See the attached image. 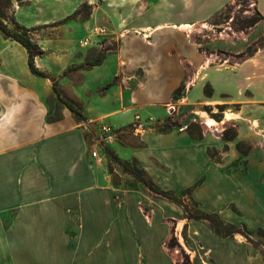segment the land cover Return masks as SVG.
<instances>
[{
  "label": "rangeland",
  "instance_id": "374dc122",
  "mask_svg": "<svg viewBox=\"0 0 264 264\" xmlns=\"http://www.w3.org/2000/svg\"><path fill=\"white\" fill-rule=\"evenodd\" d=\"M117 1H12L9 15L30 29L43 49L36 55L37 65L58 77L61 95L79 107L86 118L58 99L50 79L30 71L25 47L1 32L0 109L38 110L45 114L46 124L60 123L63 130L81 132L89 152V165L99 179L96 187L115 188L58 191L68 208L64 211L62 206L60 215L48 211L54 207L49 191L46 199L51 200L45 202L44 210L37 206L41 195L33 194L39 192L31 191L30 213L24 214L17 226L13 223L15 210L5 212L0 221L2 231L11 229L24 240L15 245L16 261L48 264L54 249L60 248L63 253L72 251L82 262L85 257L81 254L99 246L89 244V235L105 234L109 226H114L115 232L125 238L120 246L124 247L128 264H264V136L256 133L254 141L239 140V149V141L235 145L230 143L236 140L237 127L222 121L225 111L240 109L239 103L196 102L194 107L185 108L188 100H179L191 86L205 80L203 71L211 65H236L251 57L249 47L264 49V19L247 27V20L257 16V5L237 4L217 18V25L207 19L179 27L188 33L191 45H198L206 64L200 71L187 69L190 77L175 91L172 100L142 106L136 103L139 73L118 71L113 57L100 69L84 65L63 75L66 68L87 63L102 48L97 44L102 36L93 31L95 25L106 26L105 37L111 39L109 43H116L106 54L116 52L117 32L111 31L114 25L110 27L103 17H109L108 11L118 12ZM144 1L152 6L158 4L151 6L149 15L160 13L173 19L193 20L209 10L204 0H193L190 10L184 12L175 7L177 0H172L173 8H168L169 0ZM137 2L136 7L143 0ZM7 22L15 28L11 20ZM85 40L87 45L83 44ZM204 89L213 95L209 82H205ZM225 96L218 98L227 100ZM171 103L176 106L172 113L167 110ZM170 116L182 118L183 124L169 126L166 121ZM207 116L214 118L216 124L207 125ZM258 125L254 121V126ZM104 126L110 130H104ZM182 132L194 143L207 133L217 143L209 144L206 150L203 146L191 147L188 140L182 139ZM106 145L122 158L136 160L158 186L176 195L179 202L151 191L125 172L108 155ZM93 150H97V156L92 155ZM251 152L256 153L255 157L249 156ZM203 212L215 213L226 224L240 226L241 232L217 235L209 221L191 217ZM0 264H8V260Z\"/></svg>",
  "mask_w": 264,
  "mask_h": 264
},
{
  "label": "crops",
  "instance_id": "0c3cea01",
  "mask_svg": "<svg viewBox=\"0 0 264 264\" xmlns=\"http://www.w3.org/2000/svg\"><path fill=\"white\" fill-rule=\"evenodd\" d=\"M233 1L204 0V6L209 10L203 16L189 20L188 17L173 19L160 13L149 15L152 4L149 5L144 0L137 7V0H118L115 6L118 12H106L109 17H103V20L110 27L114 25L111 31L117 32L119 46L116 52L106 54L103 61L93 68L105 67L113 57L118 71L122 70L129 75L139 73L140 87L137 88L136 103L145 106L172 100L175 91L187 76L190 77L187 69L196 68L200 71V67L206 64L198 45H191L188 33L179 28V25L205 21ZM254 1L264 15V0ZM192 3L193 0H177L175 4L172 0L167 2L168 8H173L174 4L183 12L189 11ZM159 26L162 27L156 29ZM150 27L156 30L152 36L147 37L144 30ZM203 73L206 75L205 80L188 87L187 94L179 98L188 100L185 108L196 102L239 103L240 109L237 112L230 111L233 117L226 118L228 111H225L222 120L237 127L236 140L231 141V145L239 140L254 141L257 134L264 136V49L256 51L236 65H211ZM206 81L213 87L212 96L205 93ZM223 94L227 100L218 98ZM254 121L259 122L258 128L254 126ZM71 130H63L60 123L46 124L45 114H40L38 110L13 107L0 109V221L5 212L15 210L17 214L13 217V223L17 226L24 214L30 213L31 191H38L39 193L33 194L41 195L37 206L43 210L45 202L51 200L46 199V191H49L48 194L53 196L54 207L48 211L54 214L59 212V215L63 212L62 206H65L64 211L68 208L58 191H114L115 188L111 190L109 185L101 189H98L100 185L96 187L99 179L89 165L86 142L81 138V132L71 133ZM63 132L65 133L62 134ZM180 135L183 140H188L191 147L203 146L201 148L206 150L209 144L217 143L208 133L197 143L185 132ZM255 155L256 153L251 152L249 156ZM109 228L105 233L107 235H89V244L99 246L88 254H81L80 256L85 257L84 261L80 262L82 258L75 257L72 251L63 253L58 248L54 249L53 259L51 261L49 258L48 264H128L124 247L120 246L125 238L115 232L114 226ZM1 229L3 228L0 227V262L6 259L8 264H18L15 245L24 240L15 236L11 229Z\"/></svg>",
  "mask_w": 264,
  "mask_h": 264
},
{
  "label": "trees",
  "instance_id": "16d2710c",
  "mask_svg": "<svg viewBox=\"0 0 264 264\" xmlns=\"http://www.w3.org/2000/svg\"><path fill=\"white\" fill-rule=\"evenodd\" d=\"M13 0H0V32L6 36L7 38H11L13 40H16L19 42L21 45L25 47L28 53V66L30 71L37 76H41L44 78H48L52 82V87L55 93L57 94V97L60 101H62L71 111L74 113L78 114L81 118H86L83 111L77 107L74 103L71 101L65 99L59 89V84L57 80V76L52 75L48 71L41 69L37 63H36V55L39 53L43 52V49L41 46L33 39V37L30 34V29L26 28L25 26L21 25L16 18L13 15H9V11H11V5H12ZM22 1V0H19ZM247 1L248 0H234L233 2L227 3L223 9H221L219 12L213 14L210 18L209 21L210 23L217 25V18H219L222 15H225L228 13L229 10H231L233 7H235L237 4L245 2L247 6ZM11 20V22L15 25V28L11 27L7 20ZM261 19H264V15L257 9V16L250 18L247 20V27H253L255 24H257ZM246 27V26H245ZM244 29V27H241ZM110 38H105L104 43L98 54L96 55L95 58L89 60L87 63H79L75 65H71L68 68H66L63 72V75H67L69 72L76 70L78 68L83 67L84 65H89V66H94L100 64L103 59L106 56V53L108 50L114 49L115 44L114 42H110ZM251 52L249 53L250 56H252L257 50V49H250ZM205 93L208 96H212V92H208L205 90ZM166 124L169 126L172 125H182L183 120L182 118H175L174 116H170ZM242 143L239 141L237 143V146L239 149L241 148ZM105 149L108 153V155L111 157V159L115 162H117L125 172L131 174L134 176L139 182L143 183L145 186H147L151 191L160 194L170 200L173 201H178L179 198L170 193V191L165 190L158 186L147 174L146 171L140 167L137 163L136 160L133 162L122 158L114 149H112L110 146L106 145ZM191 217H195L198 219H205L210 222L213 231L220 236H229L231 234H234L236 232H241V229L239 228L240 226H236L233 224H226L223 222V220L216 215L215 213H200L196 215H192Z\"/></svg>",
  "mask_w": 264,
  "mask_h": 264
},
{
  "label": "built area",
  "instance_id": "2783aa9c",
  "mask_svg": "<svg viewBox=\"0 0 264 264\" xmlns=\"http://www.w3.org/2000/svg\"><path fill=\"white\" fill-rule=\"evenodd\" d=\"M254 4H256L254 0H248V1H247V7H253ZM93 31H94V33H96L97 35L102 36V39H103V40H104V38H106L105 36L108 35L107 27L104 26V25H101V24H99V25H95V26L93 27ZM145 36H146V35H145ZM102 39H101L100 42L97 43L99 46H103ZM83 44H84V45H87V44H88V41L85 40V41L83 42ZM167 110H168L170 113H172V111L176 110V106H175V104H172V103L169 104V105L167 106ZM104 130L109 131L110 128H108L107 126H104ZM92 155H93V156H97V155H98L97 150H93V151H92Z\"/></svg>",
  "mask_w": 264,
  "mask_h": 264
},
{
  "label": "bare ground",
  "instance_id": "6f19581e",
  "mask_svg": "<svg viewBox=\"0 0 264 264\" xmlns=\"http://www.w3.org/2000/svg\"><path fill=\"white\" fill-rule=\"evenodd\" d=\"M191 26V24H189V23H183V24H181V25H179V27H190ZM160 27H162V26H159V27H157L156 29H158V28H160ZM156 29H152V28H147V29H145L144 31H145V33H147V37L149 36H152V34L154 33V31L156 30ZM230 117H233V114L232 113H230V112H227L226 113V118H230ZM206 124L207 125H215L216 124V120L214 119V118H212V117H209V116H207L206 117Z\"/></svg>",
  "mask_w": 264,
  "mask_h": 264
}]
</instances>
